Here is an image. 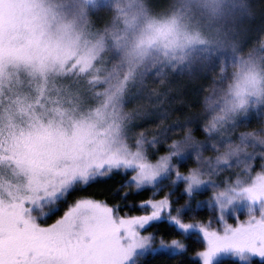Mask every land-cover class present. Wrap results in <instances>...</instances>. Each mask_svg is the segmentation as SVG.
<instances>
[{
	"label": "snow or ice",
	"instance_id": "obj_1",
	"mask_svg": "<svg viewBox=\"0 0 264 264\" xmlns=\"http://www.w3.org/2000/svg\"><path fill=\"white\" fill-rule=\"evenodd\" d=\"M199 3L223 14L224 0ZM90 5L97 0H0V264H141L185 249L156 232L161 221L203 238L202 264L264 259V27L260 55L217 57L201 112L181 119L170 77L183 74L191 46L213 41L189 31L183 12L133 31L137 0H113L112 25L96 29ZM112 176L118 201L69 202ZM204 206L216 222L197 218Z\"/></svg>",
	"mask_w": 264,
	"mask_h": 264
},
{
	"label": "rangeland",
	"instance_id": "obj_2",
	"mask_svg": "<svg viewBox=\"0 0 264 264\" xmlns=\"http://www.w3.org/2000/svg\"><path fill=\"white\" fill-rule=\"evenodd\" d=\"M244 1L247 5L246 0ZM112 2L113 0H97L96 6H89L88 21L91 27L98 29V25L103 24L106 21V24L103 25L102 28H104L106 25H112ZM240 3L241 0H224L223 14L219 16H213L202 7V5L199 3V0H191V3H189V0H137V5L141 10V13L137 18V25L136 28L133 29V31H138L147 19L164 21L177 12H183L184 15L181 17V23L187 25L189 31H199L213 41L211 45L206 43H198L191 46L187 50L189 53V57L185 65L183 66V74L176 77H170L172 80L170 87L173 90L171 95L175 98L176 101L172 105L174 110L176 109V107H178V105L182 106L184 104L183 100L186 99L187 94L191 92L189 83L196 82L197 79L196 77H193V75H198V72L203 71H205L206 73V71H208L209 69L208 65L212 63L213 58H226L229 56L232 57L234 61L236 56L247 58L249 54L253 56L260 55V53L258 52L244 55L238 54L237 49L234 47L236 46L235 40L237 39V37L243 36L245 39L248 30V27L244 25V28H242L241 30V33L243 34H239L235 37V32L239 27L238 24L240 25V23L247 17V13L243 11L244 8L240 7ZM247 20L248 19H246V21ZM206 57H211V60H206ZM230 60L231 59L229 58V61ZM189 65L191 66V72H189L188 70ZM210 94L211 90L208 95ZM129 105L131 106L132 104ZM180 109L181 107L177 108L175 112L179 111ZM226 175L227 173H225V176ZM237 212L239 214L240 212H245V210L243 209V207H241L237 210ZM230 213L234 212L230 211ZM52 215L48 217L47 223L53 222L50 220L51 217H53ZM197 236L200 237L204 242L203 238L199 234H197ZM185 249H159L156 252L176 254L185 251ZM196 257L201 260L199 255H197ZM224 258L237 259L240 262L247 264V262L241 261L238 257H234L231 254H222L215 260L214 264ZM254 258L259 257H253L252 260Z\"/></svg>",
	"mask_w": 264,
	"mask_h": 264
},
{
	"label": "trees",
	"instance_id": "obj_3",
	"mask_svg": "<svg viewBox=\"0 0 264 264\" xmlns=\"http://www.w3.org/2000/svg\"><path fill=\"white\" fill-rule=\"evenodd\" d=\"M247 5L243 9L247 13V17L238 24V30L235 32V37L238 36L241 33L242 28H244V25L248 27L247 30V36L244 37L240 36L237 37L236 46L235 48L238 51V54H249L253 52H257L254 50L253 45L255 43L256 38L258 37L259 33L258 30H260L262 27H264V0H246ZM245 3V1H244ZM249 13L253 17V19H249ZM246 19H248L246 21ZM107 22V21H106ZM104 22L103 24H99L97 27L98 29H101L103 25L106 24ZM249 33V34H248ZM216 58H213V61L209 66L208 71L198 72V75H193V77H196V82L189 83L191 87V92L187 94V98L184 99L183 105H178L177 108L181 109L179 111L174 110V118L179 117L181 119L184 118V116L192 114L196 115L201 112V108L198 106L199 104H202L203 98L205 95H208L212 87H214L213 84V68L212 64L216 63ZM229 58L231 59L229 61ZM222 60H226L229 62H232V57H226V58H220ZM233 69L229 68V72H231ZM197 73V72H196ZM195 73V74H196ZM192 77V78H193ZM133 105H129L128 108H132ZM254 126V125H253ZM243 130V129H242ZM152 129H150L146 135L149 137L152 134ZM198 135H200L198 133ZM159 147V146H158ZM122 181L120 177L118 176H112L111 178L102 179L97 181L96 183H93L89 185L88 187L84 188L82 191H78L73 193L69 197V202H71L73 199L78 197H93L97 199H109V201H118V197L116 196L117 189L121 185ZM210 195L209 192H204L203 195H197L195 197V200L192 201L193 206H196V201H203L207 198V196ZM146 198V194L141 195H135L134 197L130 199H134L136 203L138 204L140 199ZM181 203H183V200H181ZM64 209V205L61 204L60 208L55 211V213L51 217V221H54L56 218H58L59 215H62ZM135 214H139V208H132L130 209ZM197 218L199 219H207L211 217L214 222H216V213L213 212L212 209L204 206L197 208ZM235 213H230L227 215V220L229 223H235ZM239 218L244 219L245 218V212L239 213ZM167 224V221H161L159 224L155 225V230L157 233L163 232L165 235L169 236V238H172L173 235L178 236L183 239V241L186 244V249L183 252L176 253V254H170L167 252H156L153 254H149L144 257V259L141 261V264H202L201 260L197 258L198 252L203 249L205 246L204 242L200 237L197 236V234H181L179 232L176 233H170L168 228L165 227ZM170 227V226H169ZM152 228H149V231H151ZM215 264H245L240 262L237 259L233 258H224ZM251 264H264V259L261 258H254L251 261Z\"/></svg>",
	"mask_w": 264,
	"mask_h": 264
}]
</instances>
